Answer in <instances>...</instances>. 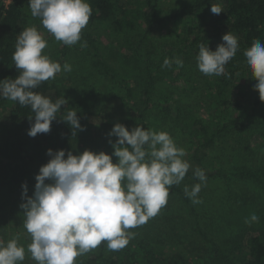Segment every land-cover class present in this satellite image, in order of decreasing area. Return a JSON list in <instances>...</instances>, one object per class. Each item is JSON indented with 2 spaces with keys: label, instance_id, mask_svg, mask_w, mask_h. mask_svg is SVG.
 Here are the masks:
<instances>
[{
  "label": "clouds",
  "instance_id": "obj_1",
  "mask_svg": "<svg viewBox=\"0 0 264 264\" xmlns=\"http://www.w3.org/2000/svg\"><path fill=\"white\" fill-rule=\"evenodd\" d=\"M28 6L31 16L39 18L54 40L69 47L81 41V31L92 15L87 0H28ZM210 11L216 15L223 12L218 4L211 5ZM222 41L215 51L204 44L199 46L196 64L203 75H224L225 65L236 56L238 38L227 32ZM86 46V41L81 43L82 48ZM47 47V40L36 27L21 31L12 54L19 75L14 80H0V98L28 106L34 113V123L27 132L33 138L47 134L67 104L64 98L53 102L33 91L62 70H72L68 63L61 66L44 54ZM243 55L251 79L256 81L254 91L264 102V42L254 40ZM173 63L183 67L180 58H165L162 67L170 68ZM65 120L73 129V137L77 130H84L76 111H68ZM108 136L116 137L115 143L109 140L111 156L85 150L79 155L68 152L65 158L64 150L48 149L50 159L35 176L33 195L28 197L27 185H21L26 201L20 205L23 228L31 240L27 253L36 264H76L78 257L102 242L109 251L122 250L135 236L130 229L145 224L166 206L170 187L180 185L191 167L184 159L186 151L177 147L167 132L140 126L129 131L117 123ZM112 156L118 158L116 163ZM193 177L200 183L191 189L185 185L184 193L193 204H199L198 194L207 177L200 168L193 170ZM258 221L253 213L245 223ZM25 255V248L16 239L5 242L0 237V264H22Z\"/></svg>",
  "mask_w": 264,
  "mask_h": 264
},
{
  "label": "rangeland",
  "instance_id": "obj_2",
  "mask_svg": "<svg viewBox=\"0 0 264 264\" xmlns=\"http://www.w3.org/2000/svg\"><path fill=\"white\" fill-rule=\"evenodd\" d=\"M125 1V0H123ZM160 15L174 11L191 0H157ZM25 10L29 15V27H36L48 47L43 50L54 62L63 66L71 65L70 72L56 75L50 81L63 88V97L67 101L64 108L74 110V103L81 90H92L109 97L106 108L117 115L124 113L122 101L119 96L126 94L124 83L127 81L138 89L139 78L135 64L128 61L136 60L141 67V57L135 55L134 48H129L122 40L125 33L133 35L134 21L122 29L121 34L109 37L108 33L100 31L99 36L95 31L93 37L102 45L101 53L115 69L118 81H111L92 63V58L87 47H81V42L74 46H65L54 38L42 27L39 18H33L26 1ZM183 32L179 24L168 23L157 27L148 42L150 48L149 60L151 72L155 83L150 98V109L146 114L147 129L156 132H167L174 140L177 147L183 148L187 155L184 157L190 163L192 139L188 133L189 122L192 118L199 120L210 128H219L235 118L231 109H224L215 104L211 96L209 85L205 76L198 70L195 61H185L184 56L175 52L181 48ZM67 49L66 54L61 53V48ZM122 50L123 57L120 58ZM165 58L174 60L180 58L183 67L177 68L175 63L170 68L162 67ZM256 81H245L240 85L245 98L251 101L260 100L259 94L254 91ZM261 101V100H260ZM133 129V128H131ZM131 129H128L131 131ZM261 131L245 129L240 131H226L215 139L212 148L204 150V157L200 169L207 177L198 199L199 204H193L188 199L186 204L181 194L169 195L168 202L159 213L150 218L145 224L130 229L135 233L129 244L120 251L103 250V260L97 264H133L137 257H142L148 250L160 245L170 257L180 259L187 264H209L216 248L229 247L230 240L243 230L254 228L264 232V186L250 180L241 179L237 173L242 170L264 169V152L252 153L250 149L256 145L254 136ZM111 140L113 136L100 138L94 142L83 136L77 130L67 153L82 154L85 150L93 153L104 152L112 155ZM46 154L39 156L28 167L26 176L27 196L34 192L35 176L39 173L42 161H46ZM112 156V162H117ZM184 180L179 186L182 193L187 185L200 183L191 173L196 167L191 164ZM22 188L15 193L0 192V237L5 242L16 239L20 246L26 250L25 260L22 264H36L27 253V246L31 240L23 228L24 215L20 208L22 203ZM255 213L258 222L245 223V220ZM100 246L91 252L76 259V264H85L87 259L96 254Z\"/></svg>",
  "mask_w": 264,
  "mask_h": 264
},
{
  "label": "trees",
  "instance_id": "obj_3",
  "mask_svg": "<svg viewBox=\"0 0 264 264\" xmlns=\"http://www.w3.org/2000/svg\"><path fill=\"white\" fill-rule=\"evenodd\" d=\"M27 0H11L7 7L0 1V80H14L19 71L12 61L17 36L29 27V15L25 10ZM92 8V15L87 26L81 31V43H87L93 66L111 81H118L115 69L102 53V45L93 37L95 31L108 33L109 37L122 33V29L134 21L130 35L123 34L122 40L129 48H134L136 58L141 57V67L135 61L123 60L135 64L139 78L136 90L127 81L124 83L126 94L119 96L124 113L117 115L106 108L110 100L108 96L92 90H81L74 103L79 123L84 128L83 136L94 142L106 138L112 127L120 123L131 129L140 126L147 130L146 114L150 109V98L155 79L150 67V48L148 42L154 30L168 23L179 24L183 32L181 48L175 52L184 56L185 61H195L199 46L204 44L209 50L215 51L217 45L223 43L222 36L227 32L238 38L236 56L225 65V74L220 76H205L211 91V96L218 107L231 109L235 118L219 128H210L199 120L192 118L188 133L192 139L190 163L200 168L204 150L212 148L215 139L226 131L252 129L261 131L254 136L256 145L250 151L264 152V102L251 101L239 88L242 82L251 79V73L243 55L253 41L264 42V0H191L182 7L160 15L157 0H87ZM218 4L223 12L213 14L210 7ZM88 30H90L88 32ZM40 32V31H39ZM41 33V32H40ZM42 36H45L41 33ZM67 49L61 48L66 54ZM34 92L50 98L55 102L63 97V88L50 80L42 82ZM70 108L62 106L57 113V119L52 121L47 134H37L29 137L27 132L34 123V113L28 106L0 98V192L15 193L25 184L29 165L39 156L46 154L48 149L69 150L75 137L72 136L70 125L63 121ZM33 117V118H32ZM32 118V119H30ZM116 137L113 136V140ZM66 158V157H65ZM42 161L45 165L49 161ZM193 175V171L189 173ZM241 179L264 186V169L242 170L237 173ZM50 183V181H45ZM181 194L186 204L187 197L178 185L169 189V195ZM230 246L216 248L209 264H264V232L254 228L241 231L230 240ZM107 243L102 242L100 250L90 256L85 264H97L103 260V250ZM116 264V261H110ZM133 264H187L170 257L164 248L156 245L142 257H137Z\"/></svg>",
  "mask_w": 264,
  "mask_h": 264
},
{
  "label": "built area",
  "instance_id": "obj_4",
  "mask_svg": "<svg viewBox=\"0 0 264 264\" xmlns=\"http://www.w3.org/2000/svg\"><path fill=\"white\" fill-rule=\"evenodd\" d=\"M5 7L8 6V4L11 2V0H0Z\"/></svg>",
  "mask_w": 264,
  "mask_h": 264
}]
</instances>
